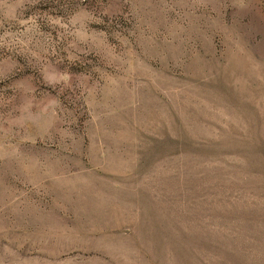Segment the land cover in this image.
<instances>
[{
  "label": "rangeland",
  "instance_id": "obj_1",
  "mask_svg": "<svg viewBox=\"0 0 264 264\" xmlns=\"http://www.w3.org/2000/svg\"><path fill=\"white\" fill-rule=\"evenodd\" d=\"M0 264H264V0H0Z\"/></svg>",
  "mask_w": 264,
  "mask_h": 264
}]
</instances>
